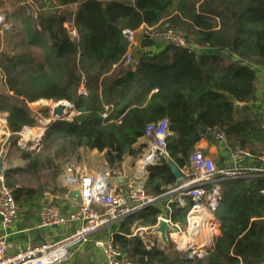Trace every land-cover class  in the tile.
Masks as SVG:
<instances>
[{
  "label": "trees",
  "instance_id": "trees-1",
  "mask_svg": "<svg viewBox=\"0 0 264 264\" xmlns=\"http://www.w3.org/2000/svg\"><path fill=\"white\" fill-rule=\"evenodd\" d=\"M43 4L49 11L38 14L39 29L29 32L32 40L47 43L46 64L30 54H3L0 45L4 80L0 113L8 114L10 144L17 147L18 135L34 126L32 112L49 117L50 109L30 107L48 100L71 103L76 116L50 125L42 140L45 152L53 149L61 156L80 148L96 150L116 171H121L127 154L137 156L133 146L143 139L146 127L163 120L170 124L169 156L179 169L190 166L191 156L212 130L224 131L233 150L264 152V127L242 118L236 107L254 97L257 74L251 66H264V0H46ZM69 24L78 40H71L65 26ZM141 28L151 37H143V49H150L152 37L165 30L182 32L186 47L170 44L158 54L143 53L130 69L124 65L129 43L123 31ZM50 62L51 71L46 67ZM82 87L87 95L79 93ZM34 155L21 156L34 167L39 160ZM169 163L162 159L150 168L144 189L157 202L118 223L114 246L133 264H264L263 176L220 183L222 199L214 213L219 235L204 258L170 261L163 251L149 249L134 235V228L157 224L163 196L178 183ZM19 173L9 170L3 176L17 202L37 194L19 186L15 178ZM185 202L184 207L172 206L174 224L186 225L192 201Z\"/></svg>",
  "mask_w": 264,
  "mask_h": 264
},
{
  "label": "built area",
  "instance_id": "built-area-1",
  "mask_svg": "<svg viewBox=\"0 0 264 264\" xmlns=\"http://www.w3.org/2000/svg\"><path fill=\"white\" fill-rule=\"evenodd\" d=\"M123 35L129 43V47L136 41V32L124 30ZM164 37L172 44L186 47L184 34L177 30H167ZM135 61L130 55L124 58L125 66H134ZM106 111L108 107L105 108ZM104 118L107 114L103 115ZM170 124L167 120L149 124L145 129L143 140L145 142V153L136 164L144 163V171L139 173L142 177L147 175L150 164L156 165L160 160L170 159L167 138ZM17 143L18 148H26L28 142H24L23 135ZM216 139L226 142V135L217 131ZM33 150L40 151L41 142L34 138ZM249 154L240 148L233 152L235 162H240ZM264 162V157L261 158ZM190 172L179 169L183 174L181 185L170 190L163 198L164 211L158 217L157 224L150 227L153 234L161 222L170 225L172 231L168 237L176 241L183 251V258L191 260L204 258L214 247V239L218 236V222L214 213L222 199L220 183L226 180L239 178L264 177V167L257 170H246L242 167L232 169H218L212 159L201 152H195L190 159ZM135 177L137 174H134ZM137 178V177H136ZM0 218L2 219L3 230L7 233L19 220L21 207L14 199L13 191L8 188L3 178H0ZM100 177L93 175H81L76 168L68 167L63 176L66 189H75L80 192L82 205L76 212L65 216L55 206H49L40 214L39 228L59 227L69 223L77 224V228L65 238L54 243L28 246L24 249H14L7 241V237L0 239V264H65L72 256L76 248L89 243L93 237L103 228L117 224L121 220L130 217L157 202V198L149 196L144 189V182L134 183L126 194L112 192L109 189L97 192V186L101 182ZM207 186H211L207 190ZM186 198L192 201V207L186 217V225L174 224L171 220L172 206L177 204L180 207L186 205ZM101 204L103 208L98 205ZM205 210L211 216L208 220H201L199 216L192 215L195 210ZM199 221L200 236L192 238L190 233L194 221ZM176 229V231H173ZM203 230L210 231L206 236ZM103 250L105 264H133L131 260L120 252L113 243V237L96 243ZM150 249V248H149Z\"/></svg>",
  "mask_w": 264,
  "mask_h": 264
},
{
  "label": "crops",
  "instance_id": "crops-1",
  "mask_svg": "<svg viewBox=\"0 0 264 264\" xmlns=\"http://www.w3.org/2000/svg\"><path fill=\"white\" fill-rule=\"evenodd\" d=\"M44 1L46 2V0H0V40H32L27 34L30 33V28L39 29L38 26L36 27L38 14L49 11L48 9H44ZM65 26L69 29L71 40H78V34L74 25L69 24ZM10 29H23L25 35L17 34L15 38L13 36L10 37L7 35V31ZM145 31V28H141L136 32V41L128 49L127 54L134 61L143 53L158 54L167 47H163L157 40H153L154 44L150 49H143V37H150ZM251 67L257 74L254 97L248 102L237 105V108L241 109L242 118L254 120L260 127H264V66L252 65ZM0 77L2 76L0 75ZM1 84H4L3 77ZM33 110L35 111L36 108H33ZM7 118V114L0 113V161L3 163V172L5 174L9 170H20L21 173L15 177L19 186L37 192L32 199L18 202L21 207V215L9 232L6 233L3 230L2 219L0 218V239L6 236L7 241L16 250L24 249L31 245L58 242L77 228V224L75 223L59 227H38L41 212L49 206L57 207L65 216L78 210L79 206L65 199L69 190L64 186L63 176L68 167L76 168L77 172L81 175H93L105 179L110 190L120 194H126L134 184V180H136L134 174L128 177L131 169L134 168L139 173L144 171V163L140 165L136 164L137 160H133V156L130 154L126 155L124 163L121 166V171H116L108 166L104 154L96 150L91 151L80 148L74 153L58 157L55 165L60 168V171L53 177V171L48 169L47 164V167L46 165L44 167L43 160H39L34 167H29V162L24 161L21 156L22 152L32 154L37 152L33 150L34 138L27 141L28 145L26 148L18 149L14 144H10L12 135L8 129ZM40 120L35 119L33 127L41 126L43 130L47 131L51 125V121ZM217 131L212 130L209 136L201 141L196 152L199 151L212 159L218 169L242 167L243 169L252 171L264 167V162L261 160L264 157V152L254 155L249 150L242 149L249 156L240 162H235L233 158L234 150L229 146L227 137L224 143L218 141L216 139ZM143 147H145V142L141 139L139 143L133 146V151L139 152ZM190 168V166L185 167L183 170L190 172ZM120 172H123V175H120ZM181 182L178 181L175 187L169 188V191L180 186ZM161 211H164V204L161 205ZM118 229V223L101 229L89 243L74 249L71 258L65 264H105L103 250L96 243L113 237ZM133 233L139 236L146 245L150 242L147 240L152 239L155 241L156 239H160L158 234L152 233L150 227L134 228ZM147 246L150 248L149 245Z\"/></svg>",
  "mask_w": 264,
  "mask_h": 264
},
{
  "label": "rangeland",
  "instance_id": "rangeland-1",
  "mask_svg": "<svg viewBox=\"0 0 264 264\" xmlns=\"http://www.w3.org/2000/svg\"><path fill=\"white\" fill-rule=\"evenodd\" d=\"M29 27H31V26H29ZM32 29L33 28H30V32L32 31ZM166 31L167 30H165V31H163L161 33H158V35H154L152 37L154 40H157V42L160 45H162L163 47L164 46H169L171 44L164 37V33ZM17 34L18 35L21 34L22 36L25 35L23 29H18V30L10 29V30L7 31V35H9L10 37L13 36L15 38V36H17ZM27 35L29 37H31L30 36V33H28ZM0 45H1V53H3V54H8V55L30 54L37 61L46 64V61L45 60L47 59V56H48V48H47V43L45 41H35V40H1ZM51 66H53V62L47 63V65H46L47 70L51 71ZM0 90H2V91L4 90V84L3 85L1 84ZM79 93L80 94H83V95H87V90L82 87L80 89ZM62 102L68 103L67 101H62ZM57 104L58 103H54L53 101L42 100V101H39V102H37L35 104H31L30 107L32 109L33 108H36L37 110L40 109V108H48V109L52 110L53 108H55L57 106ZM68 105L73 108V105L71 103H68ZM73 111H74V108H73ZM32 113L35 116V119H38V120L41 119L42 121H44V120L51 121V124L53 122H55V120H52V114H50L48 118H44V117L40 116L38 113H36V112H32ZM72 116L73 117L76 116L75 115V112H74V114ZM26 129H27V131L33 132V133H31L32 138H35L36 139V136L38 138L40 137V136H38L37 133H35L33 131V129L34 130L42 129L41 126H37L36 128L35 127L25 128L18 135L19 136V139L22 137L21 135H24V133L27 132ZM46 132H47L46 130H43V134H45ZM145 150H146V147H143L142 150L138 152L137 156H133V160H137V162H138L140 159H142V156L145 153L144 152ZM35 155H36V157L39 158V160H43L44 161V163H43L44 167H45L46 164L48 165V167H49L48 169H50L51 171H53V177H55V175L60 171V168L55 165L56 160L58 159V157H60V156H58V155H60L59 154V151H57V150L54 151L52 149L49 152H45V147H44L43 143L41 142V149H40V151H37L35 153ZM47 165H46V167H47ZM130 172L131 173H128V177L130 175L133 176V174H137V176H136L137 178H136V180H134L133 183L144 182L146 180V179H144V177H146V176H143L142 177L139 174V172H137L134 168L131 169ZM120 173H121L120 175H123V172H120ZM183 226L184 225H181V227H183ZM203 232H205V235L207 236L210 231H208V230H205L204 231L203 230ZM216 238L214 239V245L216 244ZM147 241H150L149 243H147V245H149L150 248L156 247L157 249L163 251L169 257L170 261H175V260H179V259L183 258V251H182V249H180V246L177 244L176 241H173L170 238H169V244H168V246H166L162 242L161 239H156L155 241H153L152 239H150V240H147ZM213 248L214 247H212L211 249H213ZM205 256H207V255H205Z\"/></svg>",
  "mask_w": 264,
  "mask_h": 264
},
{
  "label": "water",
  "instance_id": "water-1",
  "mask_svg": "<svg viewBox=\"0 0 264 264\" xmlns=\"http://www.w3.org/2000/svg\"><path fill=\"white\" fill-rule=\"evenodd\" d=\"M129 68L131 69L132 65H130ZM1 82H2V77H0V86H1ZM65 105H68V103L60 102L57 104V106L55 108H53L51 110L52 120H66L74 114L73 108L72 107L67 108ZM236 107H238V106H236ZM202 131L205 132V130H202ZM43 135L44 134H41V136L39 137L40 142H42V140H43ZM153 166H155V165L150 164L149 171L147 172V175H146V177H144V179H147L149 172H150V168ZM169 166H170V169H171L173 176L177 179V181L183 180V174L181 173L179 168L174 163H169ZM2 176H4L3 163L0 161V178H2ZM104 189L109 191L110 188H109L108 183H106V180L102 179L101 182L99 183V185L97 186L96 190H97V192H100V191H103ZM65 199L68 200L69 202L75 204L76 206L82 205L81 195H80V192L78 190L70 189L67 192ZM98 206L100 208H103V206L101 204H99ZM171 231H172V229H171L170 225L166 222H161L159 224V226L156 229H154V232L160 236V239L162 240V242L166 246H168V244H169L168 233H170ZM173 231H176V229H174ZM190 235L192 238H198L200 236L199 221H197V220L194 221ZM185 260L190 261L191 259L186 257Z\"/></svg>",
  "mask_w": 264,
  "mask_h": 264
},
{
  "label": "bare ground",
  "instance_id": "bare-ground-1",
  "mask_svg": "<svg viewBox=\"0 0 264 264\" xmlns=\"http://www.w3.org/2000/svg\"><path fill=\"white\" fill-rule=\"evenodd\" d=\"M67 108H69V107H71V106H69V105H65ZM26 131H27V129H26ZM35 133H37L38 134V136H41V134H43V129H37V130H33ZM31 133H33V132H31V131H27V132H25L24 133V135H23V140L24 141H28V140H30L31 138H32V135H31ZM31 135V136H30ZM34 137V136H33ZM36 138H38L37 136H36ZM192 215H197V216H199V218H201V220H208V219H210L211 218V216L209 215V213L207 212V211H205V210H201V209H198V210H195L193 213H192Z\"/></svg>",
  "mask_w": 264,
  "mask_h": 264
}]
</instances>
